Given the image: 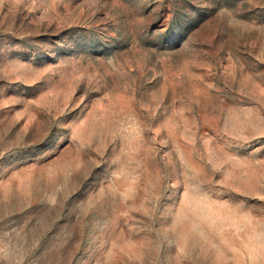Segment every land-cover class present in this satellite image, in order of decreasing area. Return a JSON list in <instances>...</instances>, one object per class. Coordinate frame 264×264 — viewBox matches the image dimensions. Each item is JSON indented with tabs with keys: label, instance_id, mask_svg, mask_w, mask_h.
<instances>
[{
	"label": "rangeland",
	"instance_id": "374dc122",
	"mask_svg": "<svg viewBox=\"0 0 264 264\" xmlns=\"http://www.w3.org/2000/svg\"><path fill=\"white\" fill-rule=\"evenodd\" d=\"M0 264H264V0H0Z\"/></svg>",
	"mask_w": 264,
	"mask_h": 264
}]
</instances>
